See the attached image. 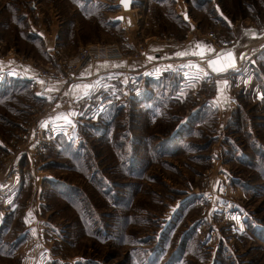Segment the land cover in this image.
<instances>
[{
  "label": "rangeland",
  "instance_id": "obj_1",
  "mask_svg": "<svg viewBox=\"0 0 264 264\" xmlns=\"http://www.w3.org/2000/svg\"><path fill=\"white\" fill-rule=\"evenodd\" d=\"M117 2L0 0V65L29 80L0 97V181L23 183L0 264H264V0H135L129 13ZM115 14L122 30L102 24ZM246 28L261 40L246 45ZM191 43L232 50L237 65L162 62ZM114 47L121 58L86 64ZM149 48L164 69L139 73L137 95L129 78L116 102L113 81L101 106L98 89L73 97L85 72ZM217 82L222 111L209 104Z\"/></svg>",
  "mask_w": 264,
  "mask_h": 264
},
{
  "label": "crops",
  "instance_id": "obj_2",
  "mask_svg": "<svg viewBox=\"0 0 264 264\" xmlns=\"http://www.w3.org/2000/svg\"><path fill=\"white\" fill-rule=\"evenodd\" d=\"M98 3H99L98 5L99 6L101 5L104 9L107 8L108 4H106L105 1H99ZM116 8H119L118 4H117ZM125 13H129V11L125 12ZM118 17H122V16H117V14H115L114 18H112L111 20L104 18L102 20V24L106 25L108 27L113 26L115 28H120L122 30L123 29L122 28V21L118 20L117 19ZM127 20H129V18ZM131 25H132V23L130 21V23L128 24V27H132ZM243 35H244L243 37L246 39V45H249V46H251L254 41H257L260 38V36L251 28H246L243 32ZM39 36L42 38V40L45 41L48 53H51L53 51L54 47L52 45L48 46V42H47L48 37L42 36V35H39ZM51 38H52V40L56 39V34H52ZM259 40H261V39H259ZM169 49L171 51L168 53L169 55H167V56L172 57V58H166L164 56L163 57L164 59L162 60V62L165 63V61H167L168 62L167 64H171V65H173V63H177V59H178V61H182V62L186 63L185 67H187V66L191 67L192 66V63H191L192 58L196 57V58H201V59L206 60L210 70L216 71L215 69L221 68L225 64H228L231 62L229 57L218 56L219 52H214L213 49H212V51L207 52L201 43H199V44L198 43H196V44L191 43V44H187L185 46H182L180 48V52L184 53V55L176 56L177 52L176 53L173 52L176 48L175 49L169 48ZM160 50H161V48H159L158 50H155V51H154V49L149 48L147 53L144 55V57H142L140 59V61L132 62L129 64H127V63L126 64L121 63V64H116V65L108 64V63L99 64V68H96V70H94V74H92L91 76H89L87 72H85L83 74L82 84L80 85L82 88V91L79 92L80 90H78L76 92V94L72 93L73 97L78 98L81 96L80 94H83L84 97H88V96H92V95L96 96V90L98 89V92H99L98 99L100 102H102V103H100V106H101L107 100L106 99L107 89L109 88L108 86L111 85L110 82L113 81L112 85H117L118 83H120V87L118 88V90L120 91L121 96L115 98V102H116L119 99L124 98V96L122 94L124 87L122 84L124 81L127 82L129 80V78L131 79V80H129V83L131 86L130 87L131 88L130 98L133 97V95H137V94H135L137 92L133 93V84H132L133 82L132 81L135 78H138L139 73L145 74V75L146 74L151 75L154 73V70L156 71L161 67V65H160L161 61H157V59H156V55L159 53ZM163 50L168 51L167 48H164ZM262 51H264V46L262 48ZM222 52H228V51H222ZM231 52L233 54L234 61H235L234 66H236L237 61H236V58L234 55V51L231 50ZM247 52H248V46L246 48V54H247ZM173 58H176V59H173ZM210 62H215V63L212 64ZM164 63H162V64H164ZM234 66L228 68L227 70L233 69ZM161 69H164V68L161 67ZM216 72L218 73V71H216ZM21 73H23V75H21ZM12 76L14 77L13 80H11ZM22 76H25L24 72L18 71V74H16L15 70L12 71L11 68L2 67L0 65V88L10 87L12 85L20 84L21 83L20 81H22V84H23V80H26V79H22ZM5 78H11V79H9L10 81L9 80L6 81V80H4ZM26 81L29 82V80H26ZM220 83H218V82L216 83V86H215L216 97H213L214 99H210L209 104L217 107L218 110L222 111L224 109V105H226L225 103H227V101H226L227 96L224 95L225 94L224 92L226 90L225 83L224 82H220ZM221 87H222V90H221ZM69 89L76 91V89H78V83H76L75 85L70 84ZM51 90L54 91V89H51ZM89 90H91V95H85V93L89 92ZM54 93H56V92L54 91ZM102 96H104V98H101ZM37 97L39 99L44 100V101H48L50 99V94H48V93L46 94V91H45V93L38 92ZM103 100H105V101H103ZM59 101L60 102L58 104H60V105L63 104V103H61V101H62L61 98L59 99ZM110 102H111V100L108 101V103H110ZM231 102H229V103L231 104ZM96 104H98V102ZM65 111H66V109H63V108H59L58 110H56V112L51 114L52 120L60 119L56 122H61L62 119L64 118V115H67ZM46 119L44 121H42L41 124L45 123V121H47ZM51 122H53V121H51ZM41 124H40L39 128H40V131L42 132V130L44 128L41 126ZM18 164L19 163L17 162V165ZM22 164H20V166ZM50 181H53V180H50ZM0 185L3 186V187H0V193L3 195V197L0 196L1 201L4 199L6 201L5 204L8 205V208H6L7 214L5 215V213H0V229H4L7 232L8 227H6L5 225H9L7 222V219L9 220L11 214H13V216H14L15 210H16V208H18L17 198L19 197V195L22 191L23 183L14 185V183L11 180L10 181H8V180L4 181L3 180V181H0ZM39 192H40V190H39ZM5 194H7V195H5ZM23 220H24V218H23Z\"/></svg>",
  "mask_w": 264,
  "mask_h": 264
},
{
  "label": "built area",
  "instance_id": "obj_3",
  "mask_svg": "<svg viewBox=\"0 0 264 264\" xmlns=\"http://www.w3.org/2000/svg\"><path fill=\"white\" fill-rule=\"evenodd\" d=\"M178 15L183 18V15L181 12H179ZM117 52H118V49L114 47V48H109V49L105 50L103 53L98 54L96 56H93V55L85 52L83 54V57H84V60H88V62L86 64H90L96 60H109V59H113V58H117V59L121 58L122 56L120 54L117 55Z\"/></svg>",
  "mask_w": 264,
  "mask_h": 264
},
{
  "label": "snow or ice",
  "instance_id": "obj_4",
  "mask_svg": "<svg viewBox=\"0 0 264 264\" xmlns=\"http://www.w3.org/2000/svg\"><path fill=\"white\" fill-rule=\"evenodd\" d=\"M199 46V45H198ZM179 55H184V53H180ZM218 56H227L230 58L231 62L228 63V64H225L223 67L221 68H218V69H215L216 71L218 72H224L226 71L228 68L230 67H233L234 66V57H233V54L231 51H228V52H221V53H218ZM243 55L241 56V59H243ZM212 64H214L215 62H210ZM85 95H91V90H89V92L85 93ZM0 187H3L2 185H0Z\"/></svg>",
  "mask_w": 264,
  "mask_h": 264
},
{
  "label": "water",
  "instance_id": "obj_5",
  "mask_svg": "<svg viewBox=\"0 0 264 264\" xmlns=\"http://www.w3.org/2000/svg\"><path fill=\"white\" fill-rule=\"evenodd\" d=\"M135 0H118V7L121 8V10H123L124 12L130 11L132 9V7L135 6ZM184 20L187 19L186 14L183 16ZM118 20H122V17H118ZM214 73H216V71H213Z\"/></svg>",
  "mask_w": 264,
  "mask_h": 264
},
{
  "label": "trees",
  "instance_id": "obj_6",
  "mask_svg": "<svg viewBox=\"0 0 264 264\" xmlns=\"http://www.w3.org/2000/svg\"><path fill=\"white\" fill-rule=\"evenodd\" d=\"M25 83H27V81H24L23 80V85H25ZM12 86H15V85H12ZM11 87V86H10ZM10 87H5V88H0V97L1 98H9V99H11L12 98V93H13V91L15 90L14 88H12V89H8V88H10ZM6 89H8V90H6Z\"/></svg>",
  "mask_w": 264,
  "mask_h": 264
}]
</instances>
